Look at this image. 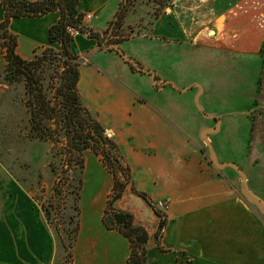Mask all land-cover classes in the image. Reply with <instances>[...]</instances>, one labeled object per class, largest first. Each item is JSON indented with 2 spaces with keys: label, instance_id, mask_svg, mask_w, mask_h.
<instances>
[{
  "label": "crops",
  "instance_id": "1",
  "mask_svg": "<svg viewBox=\"0 0 264 264\" xmlns=\"http://www.w3.org/2000/svg\"><path fill=\"white\" fill-rule=\"evenodd\" d=\"M127 2L81 0L80 10L95 15L89 27L103 36ZM5 18L0 0V23ZM59 19V11L13 19L10 31L18 39L19 56L31 60L47 49L49 30ZM136 19L135 35L120 48L136 40L149 42L136 57L125 54L144 71L82 34L75 37L74 52L82 65L96 52L124 62L109 68L81 65L79 88L120 145L137 188L159 207L164 205L167 225L158 244V216L151 206L132 192L119 203L149 230V264H264V159L247 163L260 170L259 177L225 174L209 155L212 139L201 137L216 131V123L217 132L222 128L217 115L221 98L215 92L219 79L226 83L231 75L221 78L219 68L229 72L226 63L234 58L253 61L264 56V0H175L148 25L145 17ZM190 74L202 81L187 84ZM193 86L200 87L196 94ZM87 153L95 159L85 171L74 264H126L129 240L103 223L113 178L100 157ZM4 178L0 264H55L59 241L43 211L25 190Z\"/></svg>",
  "mask_w": 264,
  "mask_h": 264
},
{
  "label": "trees",
  "instance_id": "2",
  "mask_svg": "<svg viewBox=\"0 0 264 264\" xmlns=\"http://www.w3.org/2000/svg\"><path fill=\"white\" fill-rule=\"evenodd\" d=\"M172 1L162 0L159 5L165 9L171 6ZM1 2L6 13L5 21L0 23V46L6 50L7 61L3 79L9 85L26 82L30 139L51 146L49 168L55 178L54 192L61 200L74 199L72 205L68 206L69 213H66L64 225L58 218L61 209L56 208L61 207V203L54 205L52 202L43 209L47 224L54 228L59 240V251H63L67 264H74L81 229L86 154L91 151L101 158L114 182L103 215L104 225L129 240L131 254L126 264H149V230L137 221L132 211L122 209L119 203L127 193L132 192L163 218L155 234L158 244L167 225L166 214L148 194L137 188L120 145L101 122L99 115L86 105L79 88L82 61L74 52L75 37L69 29H75L82 35L89 33V38H96L103 50L117 52L135 70L141 72L143 68L135 60L126 58L120 48L125 41H106L84 25L81 0ZM57 11L60 12V19L49 30V47L31 60L22 59L17 53L18 39L10 31L12 20L42 18ZM39 150L38 147V153ZM40 156L38 154L34 159Z\"/></svg>",
  "mask_w": 264,
  "mask_h": 264
},
{
  "label": "rangeland",
  "instance_id": "3",
  "mask_svg": "<svg viewBox=\"0 0 264 264\" xmlns=\"http://www.w3.org/2000/svg\"><path fill=\"white\" fill-rule=\"evenodd\" d=\"M160 2L162 0H128L123 5L120 18L110 24L103 37L106 41L107 39L110 41L129 40L135 35V28L138 25L136 18L145 17L148 25L164 11L159 5ZM122 22L124 28L121 27ZM148 45L147 41L136 40L128 42L122 49L124 54L136 57L138 52ZM221 55L223 54H217V56ZM234 59L226 63L230 66L229 72L219 68L221 78L227 73L231 75V79L226 83L225 80L219 79L215 92L216 95L218 92L221 98L219 103L221 109L217 115L222 128L217 132L218 123H216L214 129L216 131L204 133L201 137L206 138L207 136L210 137L209 140L212 139L209 155L217 159L225 174L254 178L259 177L260 170L252 166L248 167V161L256 157L264 159V56L253 61ZM90 63L101 64L108 68L110 64H124L117 56L99 52L88 56L87 63L82 67L85 69ZM6 65V50L0 46V195L2 189L7 187L6 181L8 180L4 178L6 176L13 185L25 190L34 204L42 211L52 202L54 205L61 203L62 208H56L61 209V215L58 218L64 225L67 221L66 213H69L68 206L72 205L74 199L64 201L56 196L55 178L51 175L49 168L51 146L30 139V113L26 107V82L7 84L3 79ZM130 80L133 81V79ZM195 80L202 81L195 74H190L185 82L191 84ZM197 89L200 87L193 86V94H196ZM191 95L192 93L189 94ZM214 121H216L215 118ZM38 154L41 156L34 159V156ZM92 159H95L94 155H86V167L89 166V170L92 169ZM88 189L91 190V187H87ZM81 205L83 206V201ZM162 219L158 216L157 224H160ZM52 230L55 232L54 228ZM187 261L190 262L189 259ZM55 264H67L62 250L59 251Z\"/></svg>",
  "mask_w": 264,
  "mask_h": 264
},
{
  "label": "built area",
  "instance_id": "4",
  "mask_svg": "<svg viewBox=\"0 0 264 264\" xmlns=\"http://www.w3.org/2000/svg\"><path fill=\"white\" fill-rule=\"evenodd\" d=\"M94 14L93 13H88L86 15H84V18H83V23L84 25L88 26L89 27V23L93 20L94 18ZM69 32L74 36V37H77L78 35H81L79 31L75 30V29H72L70 28L69 29ZM109 39H107L108 41ZM160 209H163L164 208V205L160 204Z\"/></svg>",
  "mask_w": 264,
  "mask_h": 264
},
{
  "label": "water",
  "instance_id": "5",
  "mask_svg": "<svg viewBox=\"0 0 264 264\" xmlns=\"http://www.w3.org/2000/svg\"><path fill=\"white\" fill-rule=\"evenodd\" d=\"M85 36H86V37H89V36H90V34H89V33H86V34H85Z\"/></svg>",
  "mask_w": 264,
  "mask_h": 264
}]
</instances>
